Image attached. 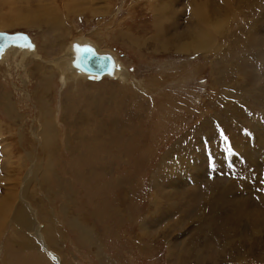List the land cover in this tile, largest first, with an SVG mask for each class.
I'll return each mask as SVG.
<instances>
[{"label":"rangeland","instance_id":"1","mask_svg":"<svg viewBox=\"0 0 264 264\" xmlns=\"http://www.w3.org/2000/svg\"><path fill=\"white\" fill-rule=\"evenodd\" d=\"M1 26L126 79L0 64V264H264V0H0Z\"/></svg>","mask_w":264,"mask_h":264},{"label":"bare ground","instance_id":"2","mask_svg":"<svg viewBox=\"0 0 264 264\" xmlns=\"http://www.w3.org/2000/svg\"><path fill=\"white\" fill-rule=\"evenodd\" d=\"M201 19H205V18H201ZM21 20L23 19H17L13 21V23L17 24V22ZM55 24H58L56 19H54V21L50 23L49 25L50 29H54L56 27ZM0 28H2V26ZM31 42L32 41L30 39V44L28 45L23 44V45L4 46L2 49H0V64H2L3 62H6L7 58H9L8 55H12L13 57H16V58L19 57L20 60L21 58H25V59L31 58L33 61H35L38 64L37 72L41 73V75L42 73L49 74V72H46V71L44 72V69H43V67H45L44 65L52 68L51 75L49 76L42 75V80L46 84H48L49 81L54 76L59 77L58 80L61 83V85L67 84V82L69 81L70 82L76 81L77 83L79 82V80H83L87 82L88 81L89 82H99L101 79H104V78L109 79V80H113V79L114 80H125L126 79V71L122 67V64L116 59V57L110 54L109 52H106V53L100 52L96 48L95 45L89 42L88 39H82V38L74 39L73 38L72 40L68 41L65 44V46L62 48V50L60 51V54L57 57L52 58L50 60L43 59V56L40 54V52H38L36 45ZM197 44L198 46H201L200 48H205V46H208L206 45V42L204 40H201ZM83 47H90L97 54L108 56L111 61V66L110 65L108 66L109 69L107 68L108 70L105 73L97 74V73H91V72L85 71L83 68H81L78 65V59H79L80 49ZM195 47H197V45H195ZM8 51H9V54H8ZM3 97L4 95L0 96L1 102L3 101ZM4 105L10 106V103L5 102ZM42 123H43V135L46 139V144L49 145L50 142L53 143L52 138L54 137V134H53L54 131H53L50 121H45L44 119ZM37 139H39V137H37ZM24 204L25 206L27 205L26 202ZM0 209H1V206H0ZM28 211H30V209H28ZM28 225H29L28 216L26 215L25 211L20 207L17 211V214L13 217L12 222H11V227H10L11 233L13 234V238L16 244L20 247L21 246L26 247L29 245V241L26 239L27 237L25 236V234L23 233V235H21L20 233V230H26L28 228ZM48 227L50 228L51 226H48ZM47 236L50 237V238H47V241L52 242L53 238L52 236L48 234V231H47Z\"/></svg>","mask_w":264,"mask_h":264},{"label":"water","instance_id":"3","mask_svg":"<svg viewBox=\"0 0 264 264\" xmlns=\"http://www.w3.org/2000/svg\"><path fill=\"white\" fill-rule=\"evenodd\" d=\"M30 44L28 37L22 33L6 34L0 32V49L7 45ZM78 65L91 73H105L111 66L110 58L106 55H98L90 47L80 49ZM108 68V69H107Z\"/></svg>","mask_w":264,"mask_h":264}]
</instances>
